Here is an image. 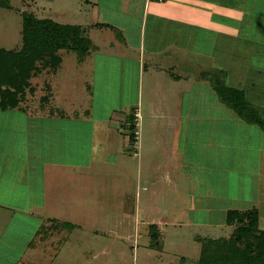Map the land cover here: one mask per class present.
<instances>
[{
    "label": "rangeland",
    "instance_id": "1",
    "mask_svg": "<svg viewBox=\"0 0 264 264\" xmlns=\"http://www.w3.org/2000/svg\"><path fill=\"white\" fill-rule=\"evenodd\" d=\"M92 3L93 0H90L89 3L87 0H0V50L19 52L23 48L25 15H32L42 20L51 19L57 23L71 24L75 27V24H84L89 21ZM103 5L104 2L100 5L101 11L105 9ZM246 11L247 13L251 12L245 18L246 26L250 25L254 27L252 29H259L258 35L260 39H264V0H252L251 3H247ZM121 21L117 17L114 22L119 24ZM104 31L106 29L100 31L101 34L105 33ZM131 31L133 33L134 30L130 29ZM105 36L109 40L108 34L105 33ZM232 40L235 47L238 45L241 54L238 53L235 74L231 73L229 79L232 81L235 76V84H238L241 81L239 77L240 63L248 64V61L244 58L248 53L249 43L243 45L247 46L246 49L240 50L239 40L237 45L236 40ZM192 51L194 52V49ZM60 53L63 56V63L55 73L50 72L49 68L42 69L38 74L36 73L33 79V84L36 86L35 91L39 94L43 93L47 82H50L51 85L56 86L55 90L58 92L54 96L56 106L64 105L69 109H77L78 111L88 109L92 113V117L80 116L79 121H77L75 115L69 114L70 118L44 117V119H38L32 117L23 122L20 117L21 114L18 112L0 111V152L12 149L14 144L16 150H29L28 159L24 164L29 172L31 201L33 206L40 208L43 220L53 218L56 209L60 210L57 213L63 217L62 213H64V208H67L68 196H78L79 199L76 202L79 207L80 203H86L92 198L93 202H90V205L93 206L94 202H97L100 206L93 209L95 216L92 220L94 225H92L90 231H87V237L80 236L79 231L76 232V238L68 237L74 226L66 222H63L62 226L57 224L47 226L46 222L41 228V220L34 222L29 219L38 228L35 235L39 234V239H45V236L50 233L56 236L59 234L57 228L61 230V233L48 243V247L41 246L38 249L39 254H43L42 250L44 249H50L47 250L50 255H55L54 248H58L57 254L61 252L60 255L55 259L52 258V260H50V256L45 255L42 258L50 261L43 259L40 261L43 263L38 262L37 264H201L200 261L205 256L204 251L206 248V250H216L215 256L228 253L227 250L222 251L223 247L226 246V242L234 246L238 252H244L248 242H253L254 249L252 253L263 257L264 250L256 248V245L263 239L261 235H264V183H257L258 175L260 173L264 174V150L263 153L259 154V151L264 149V145L260 147L264 143V135L260 136V133L256 132L258 130H255L257 128L253 129L248 126V128L238 127L236 130H230L225 126L210 127L207 120L205 123L196 118L186 120L184 122L183 140L187 138L191 143L194 141V144L199 147V142L194 139L198 138L201 144H205L208 140L215 138L226 141L225 144L240 147L241 153L229 149L227 145L226 148L219 150V157H216V159L214 158L215 146H206L203 151L201 149L198 151L196 148H192L195 147L193 144H190L189 148L182 145V153L184 152L183 155L186 153L187 161L190 164L187 166L188 169L185 174L190 175L192 179L182 184L183 190L181 189V191L183 192L178 194L179 201H175L176 195L160 183L156 188L159 191V202L156 208L153 207L149 199L152 196L153 189H151L149 197L147 192L142 191V217L143 215L144 217H153V212H156L157 216L160 215L169 222L164 228L152 225L143 226L136 219L138 182L141 180L151 182L153 177L157 176V180L162 179V177L158 175V172H156V175L153 172H145V170L138 173L135 161L132 163L128 157L129 153H134L136 157L141 155V158L144 153L151 155V140L156 137V131H153V125L145 119L141 111L140 148L138 151L132 148L129 138L131 132L129 133V130L126 129L128 142L125 146L127 154L124 155L121 148L125 138L120 133L124 134L125 131L121 127H119L121 128L120 131L119 129L115 130L120 124L118 118L122 114L127 116L132 114L134 116L135 110L139 109L137 92L139 77L133 75L131 76L133 81L126 82V86H128V88H125L126 95L116 96L114 94V97L105 98L104 88L110 91L108 87L111 86V93H117L115 86L118 84L116 62L112 60L111 65L108 67L107 65L102 66L100 63L99 66H95L96 61L92 66L93 63L90 58L93 57L91 56L88 59L86 51L81 52L79 55L69 50H61ZM38 66L42 68L41 65ZM92 79L96 82L99 80V83L96 84V94L93 99L86 96V94H91L88 90L89 86L92 85ZM234 91L243 92L237 86L227 89L226 93L229 94ZM100 94L102 97H99ZM222 94H224L223 91L219 95L221 99ZM195 95L196 91L192 100L198 101L194 104H199V106L189 107L192 112L190 114L195 113L191 116H196V113L201 114L203 110V113L208 116L207 114L211 113V110L207 109L209 106L218 107V103L216 104L218 96L216 98H206L204 96V98L195 99ZM40 99L29 97L27 101L29 105L36 107L40 105ZM131 106H136V109ZM254 108L264 111V107ZM69 109L66 110L69 111ZM12 115L18 117L13 120ZM95 117H98L97 120L101 117L102 119L94 123ZM110 117L112 120H110ZM128 125V128H130L131 124ZM166 130L169 131L170 127H166ZM165 132L160 127L158 137H164L163 133ZM100 144L105 146L106 153L104 150L102 155L100 154L101 157L99 155L97 159L93 157V162L95 161L94 169L101 170L103 173L101 172L98 181L93 182L92 177L89 176V167L93 165V162H91V157L94 156L93 151L95 154L96 150L100 148ZM161 147L164 149L163 146ZM163 155L164 153H161L159 158ZM103 156L105 157L103 158ZM123 160H126L123 165H117L109 170L103 166L110 164L113 167L114 164L123 162ZM57 165L64 171L56 168ZM70 166H75L77 169H70ZM56 171L69 174L68 178L71 180L67 182L69 184H63L58 191L59 197L63 199L66 207L56 204V201L49 207H44L46 187L43 188V185H47L44 178L51 179L49 174H54ZM151 186L149 187L151 188ZM56 187H58V184ZM65 188L67 189L65 190ZM85 188H87V192H90L89 195L92 191L94 192L88 199H85L83 195ZM169 191L172 193V197L165 198V194ZM48 195L49 197L50 195L56 197V193L53 191ZM196 200L204 202L205 207L211 203L216 210L212 212L211 216L210 213L207 214L205 208L195 211L192 203ZM148 206L155 211L151 210L148 213L146 211ZM226 206H229L232 211L223 212L226 209L222 208ZM120 208L128 214V217L125 215L126 217L121 218L117 214L118 212L121 213ZM102 209L104 214H109L108 221L105 220L104 223L95 224ZM79 211H85L84 207L82 209L76 208L75 213ZM230 212L237 213L240 217L236 215L235 218H237L230 222L232 218L229 215ZM71 213L73 214L72 211ZM15 214L16 216H12L13 220L24 219L23 217L20 218L19 214ZM186 217L187 219L190 217L191 219L187 221H192L194 224H186ZM197 218L201 220L202 224L197 222ZM61 220L63 221V219ZM67 221L73 222L75 220ZM16 224L23 229L20 223L13 222L10 225L16 226ZM8 229H11L14 241L15 237H21L17 235L18 230L16 228L7 227ZM82 231L84 234L86 228ZM5 233L7 234V232ZM27 234H34L33 230L29 229ZM156 238H158V241H156ZM5 239H8V237H5ZM24 239L18 240L16 249H0V264H17L21 260V257L18 256H20L23 245L22 240ZM46 240H49V237ZM36 241L38 242L37 239ZM32 255L31 252H27L22 263L30 261ZM33 259L34 257L31 260ZM220 264H228V262L223 263L222 261Z\"/></svg>",
    "mask_w": 264,
    "mask_h": 264
},
{
    "label": "crops",
    "instance_id": "2",
    "mask_svg": "<svg viewBox=\"0 0 264 264\" xmlns=\"http://www.w3.org/2000/svg\"><path fill=\"white\" fill-rule=\"evenodd\" d=\"M87 1L88 3L90 2V0ZM103 2L105 9L101 11L100 5ZM251 2L252 0H165L164 2L149 0H93L90 19L88 18L89 21L84 24H75L76 26L86 28V34L91 41L87 58L93 57L90 58L93 63L92 66H94L96 61L95 66H99L100 63L102 66L107 65L108 67L111 65L112 60L116 62L118 69V77H116L118 84L115 85L117 93H111V86L108 87L110 91L104 88L103 94L105 98L114 97V94L116 96L126 95L125 88H128L126 82L133 81L131 79L133 75L139 77V85L137 87L139 109L137 111L140 113L141 120L142 114H144L145 119L153 125V131H156V137L151 140V155L144 153L141 158V155L136 157L134 153H129L128 159L132 163L135 161L138 173L145 170V172H153L156 175V172H158V175L162 177L160 180H157V176L153 177L151 182H143L142 180L139 181L140 183L138 182L136 219L143 226L152 225L164 228L169 222L164 217L157 216L156 212H153V217H144V215L142 217V191L147 192V196L149 197L151 189H153L152 196L149 199L153 207L156 208L159 202V191L156 188L160 183L164 184L176 195L174 198V200L176 199L175 201H179L178 194L183 192L181 191V189L183 190L182 184L192 179L190 175L185 174V171L188 169L187 166L190 164L187 161L186 153V156L183 155L184 152L182 153V145L189 148V145L193 144L195 147L192 148H196L198 151L200 149L203 151L206 146H215L214 149L216 150L214 152L216 153H214V158H218L219 150L226 148L228 145L224 143L226 141L215 138L208 140L205 144H201L200 139L193 138L196 142H199V147L194 144V141L191 143L187 138L183 140L184 122L186 120L196 118L197 120L201 119L204 123L207 120L210 127L225 126L230 130H236L238 127L257 128L255 129L258 130L256 132L260 133V136L262 134L264 135V131L258 124L242 119L234 109L228 107L219 97L221 91L226 94L227 89L238 86L243 91L244 99L248 104L254 107H264V39H260L258 35L259 29H252L254 27L250 25L246 26L245 23L246 16L249 13L251 14V12L247 13L246 4ZM117 17L122 20L119 24L114 22ZM62 25L71 26V24ZM105 29L106 31L104 32L110 37L109 40L106 38L105 33L101 34L100 32ZM130 29L134 30L133 33L132 31L130 32ZM98 30L100 31L98 32ZM232 39L236 40V45L239 40L240 50L246 49L247 46L243 45L249 43L248 53L246 54V58H244L248 61V64L240 63L239 72L243 74L241 75L239 73L241 81L238 84H235V76L232 78V81L229 79L231 73L233 75L235 74L236 60L238 53H240L238 45L235 47ZM192 49H194L195 53ZM92 50L94 51L92 52ZM91 82L92 85L91 87L89 86L88 90L91 94H86V96L93 99L96 94V84L99 83V80L96 82L92 79ZM195 91V99L204 98V96L206 98H216L218 96V102L216 101L218 107L215 106L213 108L209 106L207 109L211 110V113L207 114L208 116L203 113L204 110L201 114L196 113V116H191L195 113L190 114L192 113L190 108L199 106V104H194L198 101L192 100ZM99 97H102V95L100 94ZM53 102V108H58L53 114L50 111V107L43 110V108L29 106L22 110L7 111L21 114L20 117L23 119V122L32 117L38 119H44V117H55L58 119L70 118L69 114L75 115V120L77 121H79L80 116L92 117V113L88 109L78 111L77 109H69L64 105L56 106V101ZM132 108L136 109V106ZM66 109H69V111ZM137 111L135 110V113ZM11 117L14 120L18 116L12 115ZM130 117H132V114L129 116L122 114L118 118L120 124H118L115 130L119 129L120 131L121 128L124 131L126 129L129 130L128 124ZM97 119L98 117H95L94 123L100 121L102 117L99 120ZM160 127L166 131L163 133L164 137L162 138H159L157 135ZM166 127H170V130H166ZM120 134L125 138L121 148V152L125 155L127 154V148L125 146L127 145L128 138L126 131L124 134ZM263 145L264 143L260 147ZM227 147L234 149L237 153H241V148L238 146L229 144ZM104 150L106 153L107 149L104 145L100 144V148L96 150L95 154L93 151L94 156L91 157V162L94 160L93 157L96 159L98 155L101 157ZM263 150L261 149L259 154L263 153ZM161 153H164V155L159 158ZM28 154L29 150L27 149L16 150L15 144L12 149L0 152V249H16L18 240L25 238L22 240L23 245L20 256H18L21 257L19 262H21L20 264H37L41 260L46 259L42 258L45 255L50 256V260L60 255L61 252L57 254L58 248H54L56 251L55 255H50L49 251H47L50 249H44L42 250L43 254H39L38 249L41 246L44 248L48 247V243L58 236L61 230L57 228L59 234L56 236L50 233L48 236H45V239H39V234L37 236L35 235L36 229L38 231L34 223L35 221L41 220V228H43L42 226L46 222L47 226L51 224L62 226V223L66 222L74 226L73 230L69 232L68 237L72 236V238H76V232L78 231L80 232V236L84 235V237H87V231H90V228L94 225L92 220L95 216L93 209L100 206V204L94 202V205L91 206L90 202H93L92 198L86 203H80L81 205L79 207V204L76 202L79 199L78 196H68L67 208H64V213H62L64 218L57 213L60 210L56 209L53 218L43 220L40 208L33 206V202L31 201L30 181L28 180L29 172L27 166L24 164L28 159ZM153 155L155 156L153 157ZM164 157L166 158L163 159ZM125 161L123 160V162L114 164L113 167L110 164L103 166L109 170L115 168L117 165H123ZM94 165L95 161L89 167V176L92 177L93 182L98 181L101 177V172L103 173L101 170L94 169ZM56 168L60 167L57 165ZM72 168L73 170L77 169L75 166H70V169ZM65 169L67 170V168ZM49 175H51V179L44 178V181L47 183L46 186L43 185V188L46 187V191H44V207H49L51 204H54V201H56V204L66 207L63 199L59 197L58 191L63 184H69L67 182L71 181L68 178L69 174L56 171V173H50ZM55 182L56 185L58 184V187H56ZM260 182L264 183L263 173L258 175L257 183ZM86 190L87 188L84 189L83 195L85 199H88L93 191L89 195L90 192ZM91 190H93L92 187ZM52 191L56 193V197L53 195L49 197L48 193ZM170 191L165 194V198L172 197ZM192 205L195 211H200V209L205 208L204 210H206L207 214L210 213V216L216 210L215 206L211 203L205 207L202 201L199 202L196 200ZM82 206L85 211L75 213L76 208L82 209ZM222 209H226L223 212L227 210L232 211L229 206ZM120 210L121 213L118 212L117 214L121 218L128 217V214L122 208ZM151 210L155 211L149 208V206L146 209L148 213ZM117 211L119 210L117 209ZM14 212L19 214L20 218L23 217L24 219L13 220L12 216H16ZM108 216L109 214H104L102 209L98 214L95 224L104 223L105 220L108 221ZM77 218L78 220H76ZM72 219L75 221H67ZM190 219V217L188 219L186 217V221ZM196 220L199 224H202L200 219L197 218ZM13 222L20 223L24 230L17 224L16 226L10 225ZM186 224L193 225L194 223L187 221ZM7 227L16 228L18 230L17 235L21 237H13L15 239L14 241L12 239L11 229L7 230ZM83 227L86 228L84 234L82 231L84 230ZM87 227L89 228L87 229ZM29 229H32L34 234H27ZM5 237H8L10 240L5 239ZM47 237H49V240H46ZM27 252H31L33 255L30 261L22 263ZM33 257L34 259L31 260ZM46 260L50 261L48 259Z\"/></svg>",
    "mask_w": 264,
    "mask_h": 264
},
{
    "label": "trees",
    "instance_id": "3",
    "mask_svg": "<svg viewBox=\"0 0 264 264\" xmlns=\"http://www.w3.org/2000/svg\"><path fill=\"white\" fill-rule=\"evenodd\" d=\"M24 22L23 48L19 52L0 50V111L34 107L29 105L27 99L38 97L41 98L40 105L36 107L43 108V110L50 107L53 114L58 110V108H53L54 96L58 93L55 90L56 86L47 82L46 86L44 85L45 91L39 94L35 91L36 86L33 84L36 73L38 74L42 69L47 68L50 72L55 73L63 61L61 50L73 51L78 55L86 51L87 54L91 41L86 34V28L81 26L62 25L51 19L42 20L32 15H25ZM37 63L42 68H39ZM222 101L228 107L234 109L242 119L258 124L264 131V113L248 104L242 92L224 93L222 94ZM129 120L131 124L129 138L132 141L134 140L132 133L134 130V116L130 117ZM229 215L232 216L230 222L239 216L233 212H230ZM261 236L263 239L257 243L256 248L264 250V235ZM158 238H156V241H158ZM225 244L226 246L223 247L222 251L227 250L228 253L215 256L216 250L211 251L206 250V248L204 251L205 256L200 263L220 264L223 261V263L228 262V264H264V256L260 257L252 253L254 249L253 242H248L244 252H238L229 242Z\"/></svg>",
    "mask_w": 264,
    "mask_h": 264
},
{
    "label": "built area",
    "instance_id": "4",
    "mask_svg": "<svg viewBox=\"0 0 264 264\" xmlns=\"http://www.w3.org/2000/svg\"><path fill=\"white\" fill-rule=\"evenodd\" d=\"M149 1H158V2H164L165 0H149ZM134 120H133V126H134V130H133V137L134 140L131 141L132 143V148L135 150H139L140 146H139V140H140V120H141V116L140 113L137 111L134 115Z\"/></svg>",
    "mask_w": 264,
    "mask_h": 264
}]
</instances>
